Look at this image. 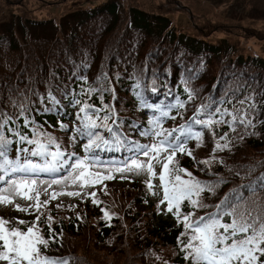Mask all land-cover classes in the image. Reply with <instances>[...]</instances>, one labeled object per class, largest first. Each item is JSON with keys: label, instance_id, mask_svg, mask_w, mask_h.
<instances>
[{"label": "trees", "instance_id": "1", "mask_svg": "<svg viewBox=\"0 0 264 264\" xmlns=\"http://www.w3.org/2000/svg\"><path fill=\"white\" fill-rule=\"evenodd\" d=\"M131 2L0 0V179L53 166L52 149L101 161L111 140L131 154L129 129L157 124L135 114L150 102L172 118L160 137L192 135L169 144L176 207L128 183L3 213L0 264H190L208 239L222 264H264V0H229L239 9L215 22L183 0Z\"/></svg>", "mask_w": 264, "mask_h": 264}, {"label": "rangeland", "instance_id": "2", "mask_svg": "<svg viewBox=\"0 0 264 264\" xmlns=\"http://www.w3.org/2000/svg\"><path fill=\"white\" fill-rule=\"evenodd\" d=\"M143 0H132L130 3L135 6L136 3H142ZM196 14L207 17L205 20L221 21L224 17L230 16L233 11L239 9L236 3L228 5L229 0H183ZM221 4L223 6H221ZM184 17L179 18L180 25L185 24ZM152 106H148L139 112H135L137 117L145 111H153ZM74 118L82 115V111H74ZM134 113V112H133ZM58 117L57 123L61 120ZM135 132L136 128L129 129ZM139 146L143 148L135 156V160L128 163L127 168L116 166L115 163L100 165L99 163H87L82 166L78 162L71 167L69 161H63L57 164L58 172H55L54 178L47 177H16L11 178L0 187V213L8 212L13 209L29 210L40 200H47L52 203L75 202L90 194L99 193L102 190L110 188L120 189L128 185L127 181H140L145 183L143 196L149 204H158L160 211H169L172 203L166 200L168 193L167 180L161 175L164 169L165 152L153 138H147ZM53 160L58 159L59 153H52ZM64 173V175H62ZM61 174V175H60ZM10 176V173H7ZM111 178L118 179V182L112 186L109 181ZM7 179V177L5 178ZM131 183V182H130ZM144 186V185H143ZM203 258L199 263L191 259L190 264H219L217 258L208 249H204ZM13 257L4 260L3 264H22Z\"/></svg>", "mask_w": 264, "mask_h": 264}]
</instances>
